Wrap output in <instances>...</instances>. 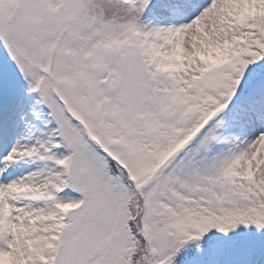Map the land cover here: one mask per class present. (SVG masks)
Here are the masks:
<instances>
[{
	"label": "snow or ice",
	"instance_id": "snow-or-ice-1",
	"mask_svg": "<svg viewBox=\"0 0 264 264\" xmlns=\"http://www.w3.org/2000/svg\"><path fill=\"white\" fill-rule=\"evenodd\" d=\"M0 264H264V0H0Z\"/></svg>",
	"mask_w": 264,
	"mask_h": 264
}]
</instances>
